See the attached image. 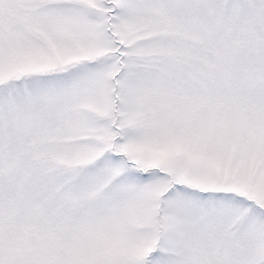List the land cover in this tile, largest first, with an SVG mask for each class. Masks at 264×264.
<instances>
[{
    "label": "snow or ice",
    "instance_id": "snow-or-ice-1",
    "mask_svg": "<svg viewBox=\"0 0 264 264\" xmlns=\"http://www.w3.org/2000/svg\"><path fill=\"white\" fill-rule=\"evenodd\" d=\"M0 264H264V0H0Z\"/></svg>",
    "mask_w": 264,
    "mask_h": 264
}]
</instances>
